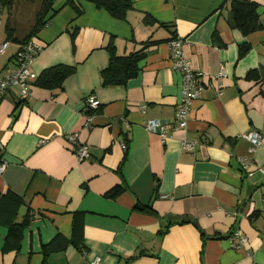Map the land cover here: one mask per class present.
Listing matches in <instances>:
<instances>
[{"label": "crops", "instance_id": "obj_1", "mask_svg": "<svg viewBox=\"0 0 264 264\" xmlns=\"http://www.w3.org/2000/svg\"><path fill=\"white\" fill-rule=\"evenodd\" d=\"M131 1L125 19L116 20L84 2L76 17L58 0L37 34L43 49L31 70L39 76L67 66L73 74L60 88L32 85L25 99L14 90L0 101V264H264V145L249 153L242 138L264 136V79H245L250 70L264 71V0H247L262 24L247 37L230 26L223 0ZM33 3L16 0L11 13L0 6V45L7 19L16 31L15 12ZM145 15L156 25H144ZM172 32L207 82L186 127L176 130ZM245 42L249 51L238 59ZM108 47L118 57L142 55L124 85L103 83ZM18 49L10 42L0 54V75ZM221 68L224 77L214 82ZM90 95L99 108L87 114ZM149 120L166 123V139L145 129ZM69 136L88 147V159L78 161ZM182 142H194L193 150ZM239 158L251 163L250 175ZM17 224L15 249L5 241ZM234 231L247 238L237 250L227 242Z\"/></svg>", "mask_w": 264, "mask_h": 264}, {"label": "trees", "instance_id": "obj_2", "mask_svg": "<svg viewBox=\"0 0 264 264\" xmlns=\"http://www.w3.org/2000/svg\"><path fill=\"white\" fill-rule=\"evenodd\" d=\"M58 0H41L40 6L35 13L34 21L25 35L21 38L15 36V28L12 26L11 17L7 19L4 35L5 42L8 45L10 42H17L19 44L20 51L25 44L32 39L36 40L37 34L49 23L52 17L56 14L58 9H54V5ZM16 0H0V6L2 9L10 11V8L14 5ZM89 3L97 9L106 11L110 16L116 20H124L128 11L132 10L131 0H65L64 6L70 7L75 16L78 17L82 14L80 4ZM224 4L228 2L229 6V19L228 22L233 29L238 30L242 36L255 33L262 29L259 16L257 14V5L247 0H223ZM142 23L146 26L156 25L157 21L150 15H145ZM159 26L169 29L172 25H163L159 23ZM172 39H177L175 32H172ZM37 41V40H36ZM170 41V40H169ZM3 44V43H2ZM249 45L245 42L238 47V59L242 58L248 51ZM43 49V48H42ZM17 51V52H18ZM107 52L109 55V63L106 69L101 72L103 83L105 86L124 85L128 80L132 79L138 73V62L141 60L142 55L133 53L124 57H118L114 54L113 48L108 47ZM16 55V54H15ZM15 56L13 57V61ZM8 71V70H7ZM74 69L67 66H56L44 70L33 82V86L44 89L60 88L62 83L73 74ZM246 80H258L264 79V71L250 70L245 76ZM18 92V88L11 87L6 92L4 97L11 91ZM17 98L18 94H17ZM99 108V107H98ZM98 108L96 110H98ZM95 110V111H96ZM93 111H87L85 113L90 114ZM119 190L115 189L108 196H115ZM17 206L21 203L19 198L12 199ZM23 224L11 225L8 235L6 237L5 245L10 248L18 249L21 240ZM4 245V246H5Z\"/></svg>", "mask_w": 264, "mask_h": 264}, {"label": "built area", "instance_id": "obj_3", "mask_svg": "<svg viewBox=\"0 0 264 264\" xmlns=\"http://www.w3.org/2000/svg\"><path fill=\"white\" fill-rule=\"evenodd\" d=\"M8 44L3 43L0 45V54H3ZM42 46L34 39L29 41L18 51L13 61V66L10 70L0 75V101L4 98L5 92L11 88H18V97L25 99L30 92L33 82L37 78L31 70V65L35 57L42 51ZM168 48L170 51V58L172 59V69L174 72L180 74V97L175 111V130L183 129L186 127L187 117L191 110V105L194 101L200 98L207 82L204 81L202 73L196 72L192 69L189 61L183 53V41L179 38L168 42ZM224 77L222 68L211 79L214 82H220ZM99 106V102L94 96H88L83 102V111H95ZM90 121V116L87 117ZM86 126H89L88 123ZM145 129L158 133L162 139H166V123L160 121L149 120L144 124ZM242 138L246 140L250 147L249 153H254L258 147L264 145V136L258 132H249L242 135ZM69 141L75 145L73 153L79 162L88 159L89 151L88 147L84 144H76L75 137L69 136ZM41 141L40 143H43ZM194 142H182V149L185 151H192L194 148ZM2 145L0 144V149ZM241 169L244 172H248L250 175L249 167L251 163L246 158H239ZM6 164L0 163V174L4 171ZM261 210L264 212V198L261 204ZM227 242L232 249L242 248L247 243V238L239 231H234L227 237ZM90 264H101L98 259L90 262Z\"/></svg>", "mask_w": 264, "mask_h": 264}, {"label": "rangeland", "instance_id": "obj_4", "mask_svg": "<svg viewBox=\"0 0 264 264\" xmlns=\"http://www.w3.org/2000/svg\"><path fill=\"white\" fill-rule=\"evenodd\" d=\"M37 1L38 0H34V3L31 4V6H30V4H27L26 6H24L22 8L20 14H17L15 12L16 18H14V21L16 22V25H17V29H16L15 33L17 35L24 34L26 29L32 23L34 10L37 9V7H38Z\"/></svg>", "mask_w": 264, "mask_h": 264}]
</instances>
